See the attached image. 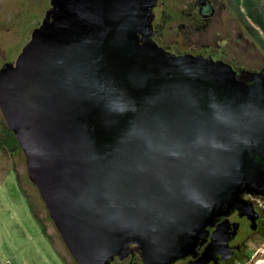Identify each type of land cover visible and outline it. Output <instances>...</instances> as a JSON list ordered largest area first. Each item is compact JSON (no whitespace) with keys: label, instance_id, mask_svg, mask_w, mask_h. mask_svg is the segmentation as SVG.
<instances>
[{"label":"water","instance_id":"obj_1","mask_svg":"<svg viewBox=\"0 0 264 264\" xmlns=\"http://www.w3.org/2000/svg\"><path fill=\"white\" fill-rule=\"evenodd\" d=\"M158 1L49 0L0 67L2 118L77 264L187 256L264 192L263 69L164 54Z\"/></svg>","mask_w":264,"mask_h":264},{"label":"rangeland","instance_id":"obj_2","mask_svg":"<svg viewBox=\"0 0 264 264\" xmlns=\"http://www.w3.org/2000/svg\"><path fill=\"white\" fill-rule=\"evenodd\" d=\"M173 1L164 0L179 8L186 0ZM48 7L49 0H0V65L20 50ZM226 10L235 14L236 19L230 21L235 22L240 38L234 45V64L245 70L260 68L264 62V0H230ZM187 46L181 37L179 47ZM9 131L0 112V264H76L30 181L25 155ZM260 257L264 258V228L245 240L230 264H254Z\"/></svg>","mask_w":264,"mask_h":264},{"label":"flooded vegetation","instance_id":"obj_3","mask_svg":"<svg viewBox=\"0 0 264 264\" xmlns=\"http://www.w3.org/2000/svg\"><path fill=\"white\" fill-rule=\"evenodd\" d=\"M174 1L173 4L177 3ZM229 2L230 0H186L179 8L159 0L152 8V39L167 55H193L227 63L235 71L237 78H249L254 75L253 72L261 69L264 72V62L260 68L250 70L234 64V45L240 38L235 22L230 21L232 18L236 19L235 14L226 10ZM181 37L188 45L185 48L179 47ZM19 51L14 55L10 54L8 58L6 56L0 67L13 61ZM262 202V190L255 194L242 192L228 214L216 218L208 226L209 234L205 242L193 253L165 264H230L238 257V249L245 240L264 228ZM110 264H144V260L139 249L129 246L123 255H115Z\"/></svg>","mask_w":264,"mask_h":264},{"label":"trees","instance_id":"obj_4","mask_svg":"<svg viewBox=\"0 0 264 264\" xmlns=\"http://www.w3.org/2000/svg\"><path fill=\"white\" fill-rule=\"evenodd\" d=\"M10 133V136H11V140L14 141L15 143H18L15 136L13 135V133L11 131H9ZM5 264H17V263H14V262H6Z\"/></svg>","mask_w":264,"mask_h":264},{"label":"bare ground","instance_id":"obj_5","mask_svg":"<svg viewBox=\"0 0 264 264\" xmlns=\"http://www.w3.org/2000/svg\"><path fill=\"white\" fill-rule=\"evenodd\" d=\"M254 264H264V258H258Z\"/></svg>","mask_w":264,"mask_h":264}]
</instances>
